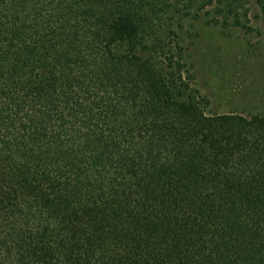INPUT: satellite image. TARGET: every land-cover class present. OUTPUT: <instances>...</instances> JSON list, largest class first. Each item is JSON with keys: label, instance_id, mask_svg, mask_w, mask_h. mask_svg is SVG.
Masks as SVG:
<instances>
[{"label": "trees", "instance_id": "obj_1", "mask_svg": "<svg viewBox=\"0 0 264 264\" xmlns=\"http://www.w3.org/2000/svg\"><path fill=\"white\" fill-rule=\"evenodd\" d=\"M204 9L251 29L248 0H0V264H264V114L205 112Z\"/></svg>", "mask_w": 264, "mask_h": 264}, {"label": "rangeland", "instance_id": "obj_2", "mask_svg": "<svg viewBox=\"0 0 264 264\" xmlns=\"http://www.w3.org/2000/svg\"><path fill=\"white\" fill-rule=\"evenodd\" d=\"M250 31L210 21L209 9L187 18L180 38L192 88L209 114H264V21L248 0Z\"/></svg>", "mask_w": 264, "mask_h": 264}]
</instances>
